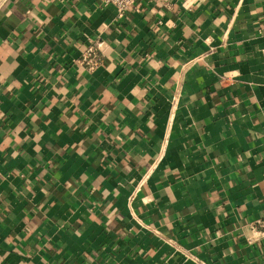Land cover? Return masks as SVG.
Returning a JSON list of instances; mask_svg holds the SVG:
<instances>
[{"label":"crops","instance_id":"obj_1","mask_svg":"<svg viewBox=\"0 0 264 264\" xmlns=\"http://www.w3.org/2000/svg\"><path fill=\"white\" fill-rule=\"evenodd\" d=\"M263 216L264 0H0V264H264Z\"/></svg>","mask_w":264,"mask_h":264},{"label":"built area","instance_id":"obj_2","mask_svg":"<svg viewBox=\"0 0 264 264\" xmlns=\"http://www.w3.org/2000/svg\"><path fill=\"white\" fill-rule=\"evenodd\" d=\"M104 5L107 8L113 9L117 13L118 18H124L127 12L139 1V0H103ZM103 60V52L100 47L99 41L90 40L87 44L79 62L86 66V68L93 72L98 68ZM251 228L255 230L259 237H264V216L251 224Z\"/></svg>","mask_w":264,"mask_h":264}]
</instances>
